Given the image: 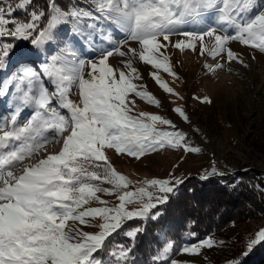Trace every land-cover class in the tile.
Wrapping results in <instances>:
<instances>
[{
  "label": "snow or ice",
  "instance_id": "snow-or-ice-1",
  "mask_svg": "<svg viewBox=\"0 0 264 264\" xmlns=\"http://www.w3.org/2000/svg\"><path fill=\"white\" fill-rule=\"evenodd\" d=\"M93 2L95 12L71 3L65 10L56 0H49L46 12L43 8H30L33 0H0V71L11 61L14 41L27 42L19 53L18 72L0 82V97L10 93L16 102L10 117H0V264H104L99 253L108 238L125 221L147 219L150 213V218L157 219L160 213L152 210L166 203L183 182L151 179L145 187L126 190L130 182L108 161L105 149L137 160L165 147L189 153L200 151L171 119L147 112L132 114L135 100H129L130 94L150 105L160 106L161 102L146 85L133 82L142 77L132 58L123 61L126 72L111 66L110 57H138L156 70L149 75L161 89L183 99L159 75L160 70L176 75L164 51L169 46L181 52H207L212 58L226 57V62L241 64L243 60L229 46L230 41L264 53V0ZM17 11H22L25 18H17ZM70 17L72 34L80 35L85 28L99 27L103 31L107 26L113 34H104L103 42L111 43L116 38L114 33L119 32L118 45L94 49L98 57H81L71 41L57 31L58 26L69 23ZM173 36L183 38L172 41ZM206 37L210 38L209 44L205 43ZM130 42L138 44L139 50ZM51 45H57V49L49 53ZM32 56H44L45 60L35 64L28 59ZM205 67L214 72L223 65ZM45 80L54 91H49ZM73 87L75 101L69 98ZM201 102L211 101L206 97ZM25 108L31 110V115L20 121ZM171 111L190 123L182 107ZM157 124L168 125L172 130H160ZM53 141L61 147L49 152L45 145ZM41 149L46 153L43 157L38 155ZM26 159L28 163L17 167ZM98 193L116 195L119 204L86 207L91 201L107 204ZM135 199L145 202L138 210H128L126 205ZM97 216L104 221L99 224L101 230H83L81 226H89V218ZM138 231L131 230L126 235L134 239ZM261 243L264 228L250 238L243 255ZM214 245L209 237L182 247L181 252L196 255L201 248ZM170 248L168 245L164 249L165 255ZM130 252L131 249L121 246L118 253L109 255L115 264H127ZM171 264L177 261L172 260ZM229 264L240 261L233 259Z\"/></svg>",
  "mask_w": 264,
  "mask_h": 264
},
{
  "label": "rangeland",
  "instance_id": "rangeland-1",
  "mask_svg": "<svg viewBox=\"0 0 264 264\" xmlns=\"http://www.w3.org/2000/svg\"><path fill=\"white\" fill-rule=\"evenodd\" d=\"M79 3L82 5L81 8L95 12L96 5L93 0ZM208 19L211 20V15ZM72 26V18L70 17L69 23L58 26L57 31L60 36L71 41V45L81 57H98L99 53L94 49L105 47L110 49L116 47L119 43H113V41L111 43L103 42L104 34L109 36L113 34L107 26L103 31L99 27L98 29L85 28L80 35L72 34ZM189 27L191 28V26ZM114 34L118 40L121 39L119 32ZM182 38L180 36L171 37L172 41ZM5 39L8 42H13L10 38ZM14 43L16 45L13 49L14 54H10L11 61L6 69L0 71V82H3L13 72H18L19 53L25 49L27 42L14 41ZM63 43V40L60 41L61 46ZM130 43L133 48L139 50L138 44L135 42ZM205 43L209 44L210 38L206 37ZM230 43L231 41L229 42L231 47ZM236 43L238 47L233 50L243 60V64L247 65V67L244 66L246 71L244 75H237L227 68L228 65L237 64L238 62H226V57L224 59L219 56L212 58L207 52L200 55L198 51L194 52L189 49L181 52L171 46L164 50L165 54L169 56L172 70L176 75H170L162 70H160L159 75L169 87L173 88L174 93H178L183 99H179L176 95L166 93L161 89L149 75L150 71L156 70L150 65H145L139 61L138 57H133L132 54L127 57H120L115 54L109 58L108 62L111 66L126 72L128 70L124 67L123 60L126 61L132 58L133 66L137 67L142 77L140 80H134L133 82L146 85L148 91L161 102L160 106L150 105L139 97H135L134 94H130L129 100H135L134 107L129 105L133 107L132 114L138 115L140 112H147L171 119L178 130L187 134L186 140L192 146L200 149L199 152L189 153L183 149L165 147L155 153H147L139 160L126 154H117L114 149H105L108 161L118 173L124 175L130 182L129 188L126 190L134 191L140 187H145V182L151 179H170L174 182L176 179L182 180L192 175L204 177L213 173L212 171L207 174L210 167L219 172H247L250 168L264 174V53L251 46ZM56 49L57 45H51L48 51L51 53ZM121 50H126V47H122ZM116 57H120L122 60L120 59V62H117L115 61ZM28 59L30 62L39 64L45 60V57L32 56ZM218 63L223 66L226 65L225 70L221 67L214 72H210L205 67L206 64L215 67ZM223 72L226 74L224 75ZM45 84L49 87L50 92L54 91L47 80H45ZM206 86L207 89H205ZM72 91L75 92V88ZM193 97H197V99ZM206 97L210 99V103L201 102ZM0 98L1 100L4 98L3 107L0 109V117H10L16 102L12 99L10 93ZM69 98L74 101L77 99L76 95L71 96V94ZM176 107L184 109L189 116L190 123L184 122L171 111ZM30 115L31 110L25 108L19 120L24 121ZM156 127L160 130H172L168 125L157 124ZM46 145L45 148H53L49 152H56L61 147V144L55 142L52 145ZM101 186L112 187L108 184H102ZM150 190L155 191V189ZM97 195L100 196L101 200L107 201V204L91 201L86 207H115L119 204L116 195L103 193ZM144 202L135 199L133 203L127 204L126 208L130 211L138 210ZM150 217L151 213L149 214ZM89 220V226H81L83 230L92 233L99 232L101 230L99 224L104 222L103 219L97 216L95 219L89 218ZM261 228H264V213L257 219L231 224L221 232L205 237L204 239L211 237L215 241L214 247L210 249L203 247L196 255L182 253L180 249L172 260L177 261V264H229V261L223 260V255L230 240L238 234L242 237L241 241L246 245L250 238H254V234ZM200 241L183 243L182 247L195 245ZM168 245L170 244L166 243L164 245L160 255H165L164 249Z\"/></svg>",
  "mask_w": 264,
  "mask_h": 264
},
{
  "label": "trees",
  "instance_id": "trees-1",
  "mask_svg": "<svg viewBox=\"0 0 264 264\" xmlns=\"http://www.w3.org/2000/svg\"><path fill=\"white\" fill-rule=\"evenodd\" d=\"M86 0H56L67 10L71 3L82 7L79 2ZM49 0H33L31 7L43 8L46 12ZM14 15L24 19L25 14L17 11ZM188 176L166 203L159 204L152 212L160 213L157 219H133L106 241L99 256L104 264H115L110 252L118 253L121 246L131 249L127 264H170L179 253L183 243L199 241L215 235L231 224L259 218L264 213V174L248 169L241 171H215V174ZM139 229L134 239L126 233ZM236 234L230 240L223 255L224 261L238 259L240 264H264V243L256 245L251 252L243 255L246 245ZM170 250L160 255L164 245Z\"/></svg>",
  "mask_w": 264,
  "mask_h": 264
},
{
  "label": "bare ground",
  "instance_id": "bare-ground-1",
  "mask_svg": "<svg viewBox=\"0 0 264 264\" xmlns=\"http://www.w3.org/2000/svg\"><path fill=\"white\" fill-rule=\"evenodd\" d=\"M113 41V43H117V42H119V40L117 39V38H115L114 40H112ZM230 45H231V48L232 49H236L237 47H238V44L236 43V42H231L230 43ZM116 60L115 61H117V62H120V57H116L115 58ZM124 59V58H123ZM122 60V59H121ZM124 61V60H123ZM226 66V65H225ZM225 66H223V68H224V70H225ZM227 68H229V69H231L235 74H237V75H244V73L246 72L245 71V69H244V66L243 65H240V64H233V65H228L227 66ZM221 71H223V70H221ZM224 73V72H223ZM226 73H224V75H225ZM246 74V73H245ZM74 88V87H73ZM72 88V89H73ZM205 89H207V86L205 87ZM70 94H71V96L72 95H75V92H73L72 90H71V92H70ZM4 98H2V100H1V98H0V109L3 107V104H4V100H3ZM22 113H23V110H22ZM54 143V141L52 142V143H49L50 145H52ZM45 146H47V145H45ZM49 146V145H48ZM48 149V151H50V150H52L53 148H47ZM45 152H44V150L43 149H41L40 150V152L38 153V155H40V156H43V154H44ZM46 155V154H45ZM33 161L35 160V157H32L31 158ZM29 161H28V159H26L22 164H18L17 165V167H23V165L24 164H26V163H28Z\"/></svg>",
  "mask_w": 264,
  "mask_h": 264
},
{
  "label": "water",
  "instance_id": "water-1",
  "mask_svg": "<svg viewBox=\"0 0 264 264\" xmlns=\"http://www.w3.org/2000/svg\"><path fill=\"white\" fill-rule=\"evenodd\" d=\"M212 171H213V168L210 167V168L208 169V171H207V174H210Z\"/></svg>",
  "mask_w": 264,
  "mask_h": 264
}]
</instances>
